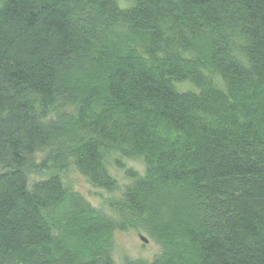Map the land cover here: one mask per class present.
Returning a JSON list of instances; mask_svg holds the SVG:
<instances>
[{
  "label": "trees",
  "instance_id": "obj_1",
  "mask_svg": "<svg viewBox=\"0 0 264 264\" xmlns=\"http://www.w3.org/2000/svg\"><path fill=\"white\" fill-rule=\"evenodd\" d=\"M129 228L134 264H264V0H0V264H117Z\"/></svg>",
  "mask_w": 264,
  "mask_h": 264
},
{
  "label": "rangeland",
  "instance_id": "obj_2",
  "mask_svg": "<svg viewBox=\"0 0 264 264\" xmlns=\"http://www.w3.org/2000/svg\"><path fill=\"white\" fill-rule=\"evenodd\" d=\"M120 155V154H117ZM114 158V154L112 155ZM111 163H108L110 172L116 176L118 185L120 188L128 182L126 175L124 174V168L118 167L112 159ZM121 162L125 165V168L132 169L141 174L144 171V163L138 158L127 159L121 158ZM41 175L34 174L33 179L40 178ZM64 184L71 187L72 189L82 193L89 203L97 208H106V201L113 196L118 194L119 190L110 193L104 189H98L90 187L86 179L79 175L73 167L63 174ZM138 235L146 238L147 242L144 243ZM113 246H112V259L117 264H134L137 261L151 262L160 253L161 248L157 243L149 237L148 234L139 230H133L131 228L125 231H116L113 235Z\"/></svg>",
  "mask_w": 264,
  "mask_h": 264
},
{
  "label": "water",
  "instance_id": "obj_3",
  "mask_svg": "<svg viewBox=\"0 0 264 264\" xmlns=\"http://www.w3.org/2000/svg\"><path fill=\"white\" fill-rule=\"evenodd\" d=\"M139 238L143 241V242H147V240L143 237V236H139Z\"/></svg>",
  "mask_w": 264,
  "mask_h": 264
}]
</instances>
